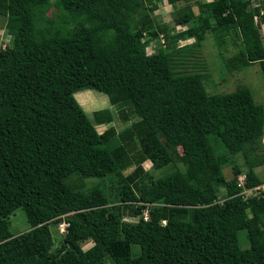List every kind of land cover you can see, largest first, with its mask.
I'll return each mask as SVG.
<instances>
[{
	"label": "trees",
	"instance_id": "trees-1",
	"mask_svg": "<svg viewBox=\"0 0 264 264\" xmlns=\"http://www.w3.org/2000/svg\"><path fill=\"white\" fill-rule=\"evenodd\" d=\"M160 1L0 0L10 36L0 49V264H264V189L244 191L263 183L255 168L264 164V108L246 85L210 93L209 72L176 68L207 31L220 53L232 33L243 48L223 58L225 67L258 63L264 77L253 0L208 1L197 16L177 6L183 0H168L194 29V42L182 46L185 30L169 41L168 28L155 23ZM83 90L107 95L125 128L99 133L96 124L115 120L112 108L90 120L74 96ZM212 135L242 156L245 173L232 162L233 176H225L229 157L216 153ZM130 157L136 167L123 174ZM166 165L173 169L165 175L149 171ZM74 177L120 184L123 205H109L98 186L77 187ZM16 210L29 225L20 233L11 227ZM61 220L68 225L56 240L50 226Z\"/></svg>",
	"mask_w": 264,
	"mask_h": 264
},
{
	"label": "rangeland",
	"instance_id": "rangeland-1",
	"mask_svg": "<svg viewBox=\"0 0 264 264\" xmlns=\"http://www.w3.org/2000/svg\"><path fill=\"white\" fill-rule=\"evenodd\" d=\"M212 1V0H183L177 4V6L186 7L191 10L194 16L200 15L202 13V10L199 8L200 4H203L205 2ZM257 7L259 8V14H264V0H253L251 7H249V11H251L254 14L255 22L259 24L261 35H264V23H259L260 17L257 13L253 11V8ZM56 13L55 8H50L48 11L49 16H54ZM203 15L206 14L205 12L202 13ZM153 16L155 17V23L159 24V26H166L168 28V37L171 40V36L174 34L180 32V31H186L187 37L182 41L183 44H192L194 42L195 36H194V29L193 26H190L188 23H183L179 20V17L175 14V9L172 7L171 4L168 3V0H161L159 3L158 9L154 12ZM5 18L0 17V49L4 48L10 43V36L5 32L4 28ZM161 39V36H160ZM156 43H153L152 45H149L147 48V53H152L157 49V46H160L161 44L159 42V37L154 40ZM226 45L225 49L220 50L215 46V43L213 41L212 35L209 31L206 32L205 39L201 42V47L197 48V50H193L192 53H189L187 56V59L185 62L180 63L179 66H177V70H180L181 72L183 70H187L188 72H209L211 76H209L205 80L206 89L210 93H218V92H228L231 90H234L239 85H246L248 86L252 94L254 96V99L257 103L261 104L264 108V77L261 74V71L259 69L258 63H254L250 66L244 67L243 69H227L224 65L223 58H230L232 56H238L240 57V51L243 48L240 40L238 37L233 35L227 36L226 38ZM166 42V41H165ZM154 44H157L154 46ZM180 44V42H177V45ZM167 51L171 50V47L167 46ZM86 91V90H83ZM81 92V91H79ZM77 92V96L75 98L81 104L84 111L90 118V120H93V111L111 107L112 113L114 115V121L110 122L107 125H101L96 124L97 130H106L109 126H114L116 131H119L124 127L125 123L119 118V112L120 107L114 105L111 106L108 101L107 95L95 91V90H89L88 92ZM95 100H93V99ZM126 110H128V106L125 107ZM104 126V127H103ZM100 128V129H99ZM210 141L216 151V153H225L229 157V162L223 166V171L225 176L230 179L233 176L232 173V162L237 164L241 170L242 173H245L247 170L244 159L241 155H230L227 153L226 148L223 146L221 141L217 139L215 136H210ZM262 143L264 145V133L262 136ZM131 155L134 156L137 152V144L133 141L131 143ZM130 165L123 171V174L132 173L134 168L136 167V159L133 157H130ZM151 166L150 161H145L143 163V167L147 170ZM172 167H169V165H166L158 170H149L151 174L154 177H159L162 175H165L172 171ZM256 174L259 176L261 180H263V183L258 185V192H262L264 189V164L260 167L255 168ZM122 174V175H123ZM125 176V175H123ZM239 180V179H238ZM72 183H75L77 187L81 189H87L91 186H98L100 188H103L105 193L109 194L108 198L110 199L109 205H119L122 206V202L119 197V187L120 184H111L109 179H85L80 180L76 179L75 177L70 180ZM225 189L220 187L218 188V195L219 199L221 200L222 196L225 195ZM222 201V200H221ZM135 206V203H130L129 206L126 207V209H131ZM149 208H151L154 205H147ZM158 208L161 207V205H155ZM128 211H126L127 213ZM147 212V208L144 209L143 214L145 215ZM124 219L127 221H136L138 220L139 216L132 217L129 215H123ZM183 218H189L188 213L183 215ZM11 227L13 233H20L21 230L27 229L29 227L28 222L26 220V217L24 213L20 210H16L11 215ZM63 220H61L59 223L51 222V230L53 232V235L56 240H60L64 233H63V226H62ZM239 244L241 248L248 247L249 243L246 238V232L240 231L239 232ZM92 246V242L88 241L83 245L84 249L89 248Z\"/></svg>",
	"mask_w": 264,
	"mask_h": 264
},
{
	"label": "built area",
	"instance_id": "built-area-1",
	"mask_svg": "<svg viewBox=\"0 0 264 264\" xmlns=\"http://www.w3.org/2000/svg\"><path fill=\"white\" fill-rule=\"evenodd\" d=\"M161 41L164 42L163 37H162V40H161ZM242 179H243V176L239 177V182H240V183L242 182ZM254 190H258V186L253 187V188H250V189H248V190H244V191H247L248 193L250 192L252 195H256V194H259V193H260V192H258V191H254ZM144 218H147V212H146V214L144 215Z\"/></svg>",
	"mask_w": 264,
	"mask_h": 264
},
{
	"label": "clouds",
	"instance_id": "clouds-1",
	"mask_svg": "<svg viewBox=\"0 0 264 264\" xmlns=\"http://www.w3.org/2000/svg\"><path fill=\"white\" fill-rule=\"evenodd\" d=\"M184 39H182V40H179V42H180V44H179V46H182V45H184L183 44V41ZM98 131V130H97ZM104 131V130H103ZM102 131V132H103ZM145 162V161H144ZM143 162V163H144ZM143 163H142V165H143ZM246 193H248L247 191H246ZM251 194V193H250ZM143 218H144V215H143ZM147 218H148V213H147ZM147 218H144V219H147ZM64 221V220H63ZM164 222V221H163ZM67 225H68V223L66 222V221H64V222H62V226H63V233L66 231V227H67Z\"/></svg>",
	"mask_w": 264,
	"mask_h": 264
},
{
	"label": "crops",
	"instance_id": "crops-1",
	"mask_svg": "<svg viewBox=\"0 0 264 264\" xmlns=\"http://www.w3.org/2000/svg\"><path fill=\"white\" fill-rule=\"evenodd\" d=\"M86 91H87V90H86ZM86 91H81V92H86ZM81 92H79V93H81ZM77 94H78V93H76L75 95L77 96ZM100 125H101V129H102V125H107V124H104V123L102 124V123H101ZM103 127H104V126H103ZM99 129H100V128H99ZM101 129L98 130L99 133H101V132L103 131V130H101Z\"/></svg>",
	"mask_w": 264,
	"mask_h": 264
}]
</instances>
